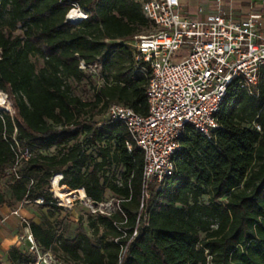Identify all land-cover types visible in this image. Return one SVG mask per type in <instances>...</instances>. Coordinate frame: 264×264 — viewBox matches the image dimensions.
<instances>
[{
  "label": "trees",
  "instance_id": "trees-1",
  "mask_svg": "<svg viewBox=\"0 0 264 264\" xmlns=\"http://www.w3.org/2000/svg\"><path fill=\"white\" fill-rule=\"evenodd\" d=\"M72 1L88 19L66 21ZM142 2L0 0V91L14 109L0 108V206L43 199L46 218L30 220L31 231L66 262L264 264V68L254 93L237 81L229 85L210 136L185 130L174 173L153 182L148 198L144 154L126 125L95 119L93 110L103 114L114 102L148 113L149 69L126 43L152 27ZM82 60L101 65L93 100L74 90V82L95 76L79 67ZM25 147L31 155L17 164ZM115 167H122L119 175ZM59 173L61 185L94 203L106 202L108 191L117 198V210L92 218V235L81 228L59 233L66 208L51 192ZM33 261L28 248L12 246L0 264Z\"/></svg>",
  "mask_w": 264,
  "mask_h": 264
},
{
  "label": "built area",
  "instance_id": "built-area-1",
  "mask_svg": "<svg viewBox=\"0 0 264 264\" xmlns=\"http://www.w3.org/2000/svg\"><path fill=\"white\" fill-rule=\"evenodd\" d=\"M70 5L67 22L77 23L89 18L90 13L78 2L72 1ZM142 12L153 30L137 34L126 43L135 61L149 69L148 113L143 115L131 106L114 102L107 115L123 122L143 151V188L148 198L153 182L160 183L174 173V156L180 149V137L185 130L192 127L210 136L219 127L218 113L233 81L250 93L256 91L264 68V30L259 28L262 17L259 12L237 20L218 10L205 19L196 20L181 14V0H143ZM79 67L95 74L101 65H88L82 60ZM255 128L262 130L259 123H255ZM127 145L132 148L130 142ZM30 155L28 147L19 148L17 164ZM57 177L60 178L55 183ZM63 178L61 173L52 177L51 191H56L55 187L61 185ZM60 199L57 198V204L65 208V202ZM76 199L88 203L95 214L112 212H105L104 202L94 203L87 194ZM27 203L40 205L43 199L24 200L13 214L20 215V209ZM21 222L26 231L24 238L30 243L28 250L34 255L31 264H68L62 262L54 250L39 246L28 218L21 217ZM136 235L137 230L132 238Z\"/></svg>",
  "mask_w": 264,
  "mask_h": 264
},
{
  "label": "crops",
  "instance_id": "crops-1",
  "mask_svg": "<svg viewBox=\"0 0 264 264\" xmlns=\"http://www.w3.org/2000/svg\"><path fill=\"white\" fill-rule=\"evenodd\" d=\"M199 8H202L201 12ZM218 10H221L226 17L237 20L246 17L251 12H259L262 14L259 20V28L264 30V0H181V14L192 19H205L208 14ZM63 187L66 188H60L64 192L70 189L67 186ZM28 204L30 203L25 204L20 209V215L13 214V210L19 207V203L11 207L0 206V259L6 263L8 250L12 246L27 249L30 245L29 241L24 238L26 231L21 222V217L32 219L38 223L46 218L44 207L40 206L39 214ZM62 231L61 228L59 233H63Z\"/></svg>",
  "mask_w": 264,
  "mask_h": 264
},
{
  "label": "rangeland",
  "instance_id": "rangeland-1",
  "mask_svg": "<svg viewBox=\"0 0 264 264\" xmlns=\"http://www.w3.org/2000/svg\"><path fill=\"white\" fill-rule=\"evenodd\" d=\"M152 30H153L152 27H148V28H144L142 32L148 33ZM39 63L41 64L42 60H39ZM102 82H103V77H102L101 68H100V70L95 73V76L94 78H92V81L87 82V80L85 79L80 83L74 82L73 85H74V90L76 94L80 95L82 98L86 100H93L94 86L101 84ZM0 92L4 95V101H5L3 103H0V108L8 110L13 115L14 109L12 106L11 99L9 98L6 92L4 91L3 92L0 91ZM100 110L102 109L98 108L96 110H93V112L97 115L95 116L96 120H101V119H105L106 117H108L107 112L103 114H99L101 113ZM121 170H122V167H117V168L115 167L112 169V172H114L116 175L117 174L119 175ZM51 192L53 193V196L61 200L60 197L56 195V191L54 192L51 191ZM105 200L106 202L103 203V207H102L105 212H110V211H114L118 209L119 202L117 198L112 195L111 192L109 191L107 192ZM65 204H66L65 205L66 209L62 213V218L59 219L60 220L59 228L63 229L62 232L65 233L67 236H72L81 228L83 231L87 232L89 235H92L93 228L90 226V221L92 220V218H95L96 215L88 207V203L82 202L76 199L72 203L65 202ZM28 205L30 208H33L36 213L40 214L41 208L39 205L35 203H31ZM59 259L62 262H65L68 264H77L76 261L74 260L70 262H66L61 254H59Z\"/></svg>",
  "mask_w": 264,
  "mask_h": 264
},
{
  "label": "bare ground",
  "instance_id": "bare-ground-1",
  "mask_svg": "<svg viewBox=\"0 0 264 264\" xmlns=\"http://www.w3.org/2000/svg\"><path fill=\"white\" fill-rule=\"evenodd\" d=\"M3 102H5L4 101V95L0 92V103H3ZM59 178L60 177L56 178L55 183L58 182ZM59 186L60 185H57L55 187L57 195L60 196L62 198V200L65 201L66 203H72L73 201L76 200L77 197H79V198H84L85 197V194H82L79 189H77V190L68 189V191L64 192V190H62L60 188V187H63V186H60V187Z\"/></svg>",
  "mask_w": 264,
  "mask_h": 264
}]
</instances>
